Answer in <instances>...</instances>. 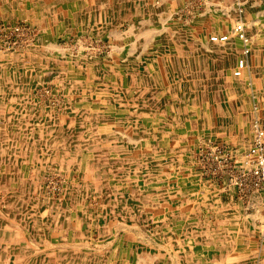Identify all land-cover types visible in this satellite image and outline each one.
Masks as SVG:
<instances>
[{
  "label": "crops",
  "instance_id": "crops-1",
  "mask_svg": "<svg viewBox=\"0 0 264 264\" xmlns=\"http://www.w3.org/2000/svg\"><path fill=\"white\" fill-rule=\"evenodd\" d=\"M15 1L22 8L29 2L0 0V9L13 6ZM77 1L81 2L79 10L74 7ZM250 1L257 6L252 14L246 5ZM69 2L65 8L50 7L48 14L52 19L57 12L66 14V20L75 25L73 30L80 29L94 39L108 40L116 53L91 59L83 57V65L74 67L72 64V69L60 74L63 95L55 106L36 102L40 100L38 88L37 98L34 96L30 108L33 111L30 130L34 131L30 139L25 137L26 132L18 123L16 127L19 128H11L15 134L13 141L24 139L21 157L27 165L17 168L21 177L15 175L18 180L11 188L13 195L10 185H6L4 198L6 206H25L24 212L16 218L20 223L23 221V228L11 234L19 241L25 240L22 244L18 241L15 264H24L25 257L21 253H28L32 264H71L73 254H80L84 264H94L96 257L92 260L91 255L97 256L100 264H264L261 257L264 245L258 237L255 242L258 246L254 248L250 245V236L242 234L241 248L234 251L231 231L217 234L184 229L179 232L167 227L154 235L150 229L141 231L133 223L128 225L120 215L103 212L105 202L109 204L112 198H117L126 182L129 184L123 190L136 191L138 187L144 190L142 202L145 206L168 205L163 196L169 188L166 179L172 168L178 173L176 192L181 193L180 197L192 195L191 206L198 207L201 203L196 200L201 191L199 181L189 173L178 180V175L184 173L183 156L194 142L188 141L187 128H193L191 136L195 139L205 137L201 127H215L212 115L217 106L223 103L221 107L231 110L234 99L237 108L241 92L234 88L232 79L240 52L236 57L217 55L214 44L218 43L210 42L209 36L229 33L235 6L245 3L243 20L252 46L243 75L235 78L248 80L252 93L261 92L264 90L261 82L264 79V21H261L264 12L261 5L256 0ZM83 24L87 25L85 29ZM253 26L258 31L256 37L251 34ZM232 45H236L235 40ZM222 61L227 64L223 65L226 79L218 92L216 70ZM184 63H194L195 68H199V74L195 75L199 78L192 80L193 86L191 80L188 84L183 80L190 76L182 69ZM206 63L209 75L215 77L216 82L207 87L201 84L200 78ZM32 73L38 77L41 69ZM18 89V93L24 91ZM206 93L210 97L207 95L205 101ZM15 108L24 110V101L16 103ZM3 120L1 115L0 126ZM8 125L11 127L13 123L4 122L0 132H7ZM170 125H180L184 129L177 137L170 132ZM6 140L1 138L0 141L8 143ZM31 141H35V148L26 150V142ZM16 148L20 149V144ZM50 166L64 170L71 181L63 199L47 202L42 198L39 180ZM187 169L194 173L189 167ZM2 172L6 178L13 179L9 171ZM205 184L208 188L202 189L213 196L210 189L216 190V186ZM108 190L111 196L105 201ZM18 191L24 194L22 199ZM156 193H161V201ZM195 194L198 195L194 197ZM211 196L206 197L208 203L222 205L220 198L215 200ZM162 217L163 222L176 219ZM177 220L181 221L179 217Z\"/></svg>",
  "mask_w": 264,
  "mask_h": 264
},
{
  "label": "rangeland",
  "instance_id": "rangeland-1",
  "mask_svg": "<svg viewBox=\"0 0 264 264\" xmlns=\"http://www.w3.org/2000/svg\"><path fill=\"white\" fill-rule=\"evenodd\" d=\"M28 1L24 8L18 6L17 1H15L13 6L9 5V7L5 6L0 9V117L2 115L3 123L6 121L10 124L13 123L11 127L9 125L5 127V131L8 130L7 132H0V140L1 138L7 139L5 142H8L0 141V264H15L17 260L16 246L19 240L15 236L12 237L11 234L19 228H23L21 225L23 221L20 223L18 222L19 219L16 218L19 217L18 214H22L25 210V206L20 204L15 207L6 206L4 200L7 194L6 185H10L9 190L11 192V188L16 186L18 180L15 179V175L21 177L17 174V168L27 166L21 157L24 154V139L21 142L13 141L12 138L15 134H12L11 128H15L19 124L20 128L26 132L25 137L30 139L34 132L33 129L30 130V127L33 128L31 124L33 111L30 108L34 96L35 99L40 96V100L38 99L36 102L42 105L43 103L57 105L63 95L61 90L63 83L60 74L64 73L65 70L72 69V64L74 67L83 65L81 59L83 57L91 59L116 53V49L108 40L94 39L90 36V33L86 35L81 33L82 30L80 29L73 30L72 27L75 25L66 20V14L62 15L57 12L53 19L52 15L48 14L47 11L50 10V7L65 8L71 0ZM77 2L74 7L79 10L81 2ZM241 4L235 6L233 25L240 18L244 22L243 6H245V3ZM246 5L249 6L251 14L257 8L252 1L246 3ZM38 7L41 8L38 9ZM240 7L243 8L241 13H239ZM261 10L264 12L263 8ZM262 15L261 21H264V14ZM85 25L83 24L84 29ZM49 27H51L50 30ZM255 28V26L250 27L253 37H256V32H258ZM231 30L232 28L227 33L229 35L227 42L212 43L215 45L217 53H222L225 56L232 54L233 57H236L237 52H240L241 56L242 43L231 33ZM248 37L250 39L249 56L252 42L251 37L249 35ZM233 40H235V46L232 45ZM209 41L211 42L210 38ZM240 48L241 50H239ZM72 60H79V62L74 63ZM224 64L226 63L223 61L219 63L215 80V77L212 78L209 75V65L206 63L204 74L200 77L201 84L207 87L217 81L215 85L218 92H220L226 79ZM100 65L103 64L100 63ZM184 65L182 69L190 76L183 78V80L186 84L191 80L190 84L193 86L192 80L199 78V76H195L199 74V68H195L194 63H184ZM37 69H41V75L38 77L32 73L34 71L36 73ZM235 77H232L233 86L241 91L240 96L237 97V108H235L236 100L234 99L233 104H230L231 110L221 107L224 106L223 103L217 106V110L213 112L215 114L212 115V117H215V127H201V133H204L205 137L195 139V136H191L193 128H187L186 137H188V141L194 140V142L187 148L183 156L184 173L178 175V180L185 173H189L196 178V181H199L197 182L201 186V191L196 200H200L201 203L198 204V207L191 206L192 195L180 197L181 193L176 192L178 173L176 174V169L172 168L166 179L169 181V188L172 187L166 189L163 196L164 202H168V205L145 206V203L142 202L144 201V190H141L140 187L136 191L123 190L129 184V182H126L122 185L120 195H116L117 198L114 200L112 198L109 204L105 202L106 207L103 212L120 215L128 225L133 223L141 231L150 229L154 235L159 234L161 230L167 227L179 232L184 229H195L214 231L217 234L218 232L223 234L227 230L233 232L234 251L241 248L242 234L251 237H249L250 245L254 248L258 246V243H255L257 237L260 239V243L264 245V186L261 174L255 172L257 168L255 158L247 154L253 141L252 123L254 119H257L264 131V90L254 94L249 91L248 80ZM261 82L264 86V79ZM18 88L24 91L18 93L17 91L20 90ZM38 88L40 92L37 91ZM32 89H34L33 92ZM35 92H38L37 96ZM207 95L208 98L210 97L206 93L204 100H207ZM19 101H24V110H16V103ZM171 112L169 111V113ZM3 123L0 127H4ZM169 129H171L170 132L174 136H177V134L182 133L184 128L180 125H170ZM19 144L22 149L16 148ZM34 146L35 141L26 142L25 149H33ZM30 155L32 156V153ZM29 160H32V158L30 157ZM187 167L194 173L187 172L190 171ZM3 170L9 171L10 175H14L13 179L6 178L4 176L5 172H2ZM45 170L39 180L42 188V198L44 197L43 199L47 202L63 199L68 191L71 176L64 170L57 169L54 166H50ZM125 180L128 181V179ZM142 180L144 181V179ZM205 183L216 186V190L210 189L213 196L206 192L207 189H202L207 187ZM107 193L105 192L107 197L105 201H108L111 196H109V190ZM156 194L158 200L161 201V193ZM23 195L19 192L20 199L23 198ZM197 195L195 194L194 197ZM207 196H211L215 200L220 198L222 205L217 202L214 204L212 202L208 203ZM113 202L117 205L113 206ZM183 214L189 215L190 218L186 219L187 216L183 217ZM162 215H166L169 219L171 217H176V219L163 222ZM177 217L181 221L177 220ZM155 240L160 241L158 238H155ZM22 241L25 242V240ZM22 241H19V243L22 244ZM218 243L224 245L223 242ZM138 245H141V243ZM27 254L21 253L25 257L23 262L24 264H32V259L31 257L27 258ZM80 257V254H73L70 260L71 264H84ZM93 257H96L95 260ZM217 257L219 258V255ZM261 257L264 258V253L261 254ZM89 258L94 260V264H100L97 256L91 255Z\"/></svg>",
  "mask_w": 264,
  "mask_h": 264
},
{
  "label": "built area",
  "instance_id": "built-area-1",
  "mask_svg": "<svg viewBox=\"0 0 264 264\" xmlns=\"http://www.w3.org/2000/svg\"><path fill=\"white\" fill-rule=\"evenodd\" d=\"M258 3L264 9V0H257ZM243 12V8H239V13ZM231 33L241 41L242 43V55L237 59L235 68L233 70V75L236 77H240L243 75L246 67H247V56L250 52V39L246 34L244 22L240 19H237L234 23ZM229 35L227 33L224 34H214L209 38L214 43H225L228 41ZM253 129V141L252 145L248 149V156H253L257 162V168L255 170L256 173H260L262 177V182L264 186V131L261 129L259 122L257 119H254L252 123ZM264 191V188H263Z\"/></svg>",
  "mask_w": 264,
  "mask_h": 264
},
{
  "label": "bare ground",
  "instance_id": "bare-ground-1",
  "mask_svg": "<svg viewBox=\"0 0 264 264\" xmlns=\"http://www.w3.org/2000/svg\"><path fill=\"white\" fill-rule=\"evenodd\" d=\"M226 12V11H225ZM248 23V22H247ZM250 23V22H249ZM209 35V34H208ZM212 35V34H211ZM147 37V36H146ZM212 42V41H211ZM179 44V43H178ZM213 46V45H212ZM210 49V48H209ZM214 53V52H213ZM217 55H218V53H216ZM212 55V54H211ZM195 58V57H194ZM198 61V60H197ZM195 62V61H194ZM234 249V248H233ZM13 253V252H12ZM142 260V259H141ZM171 261H172V259H171ZM170 261V262H171ZM230 261V260H229ZM136 262V261H135ZM176 264V263H175Z\"/></svg>",
  "mask_w": 264,
  "mask_h": 264
}]
</instances>
